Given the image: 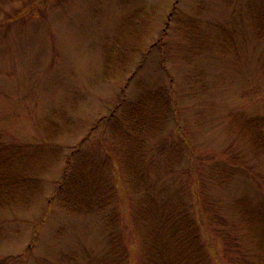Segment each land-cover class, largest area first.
Listing matches in <instances>:
<instances>
[{"label": "rangeland", "instance_id": "1", "mask_svg": "<svg viewBox=\"0 0 264 264\" xmlns=\"http://www.w3.org/2000/svg\"><path fill=\"white\" fill-rule=\"evenodd\" d=\"M123 100L157 109L135 128ZM18 150L0 264H108L104 217L54 195L77 171L84 206L115 180L128 264L173 204L205 264H264V0H0V160Z\"/></svg>", "mask_w": 264, "mask_h": 264}, {"label": "trees", "instance_id": "2", "mask_svg": "<svg viewBox=\"0 0 264 264\" xmlns=\"http://www.w3.org/2000/svg\"><path fill=\"white\" fill-rule=\"evenodd\" d=\"M126 105H127L126 102L123 100L118 107H120L121 109L123 106ZM150 106H151V102H150ZM147 107H149V103L144 100H141L137 106L136 105L133 106L132 107L133 109L129 107V103H128L126 113L130 116V121L133 122L134 127L136 126L138 128L140 127L142 128L145 124L149 122V120H151L150 116H152L154 112H156L155 110L157 108L150 107L147 110ZM129 113H131L132 115H130ZM141 141L145 142V140H141ZM141 147L142 145L140 146V148ZM16 155L20 157L26 156V154L23 151L18 150L8 154L6 158L0 160V163L5 162L6 165L7 163L15 159ZM68 165H69V160H68ZM77 173L78 171L74 174V176L72 174L71 177L70 176L68 177V175L65 172L64 175L62 176L61 184H59L56 194L54 193V195L57 196L58 203H62L63 208L68 213L102 215L104 217L105 225L107 228L106 250H107V255L109 257L108 264H128L127 261L128 259L127 254H129L127 250L128 248L126 247L122 233L117 230L119 216L116 211L118 209L114 207L110 208L112 202L115 199L113 198L114 196L112 197L113 194L115 195L116 185L113 184L115 183V180L112 181L113 183L111 182V180L109 182L110 194L111 193L112 194L108 199L105 200V202L88 203L84 206L82 203H80V201L75 200L76 198L81 196L80 194L75 195V191H76L75 186L77 185L80 186L83 183L82 179H84L83 178L84 176H82V179L81 177H79L78 179ZM111 177L112 179H115L113 172H111ZM219 182L223 183L222 181ZM67 186L72 187L74 191H70L68 188V194L66 196H63L62 194L63 191L67 193V191L64 190V188L66 189ZM145 189L148 191L147 187ZM68 198H70L71 201L70 199L68 201ZM2 200L4 201V199L0 198V203L2 202ZM183 205L185 207L184 212H182L181 210L182 208L179 207L177 204H173L169 209L167 207L164 208L163 212L166 213L167 216L163 222L166 224L165 226H169V228L164 227L165 231H162L160 232V234L156 235V238L159 239L161 243L151 242L148 246H142V256H141L142 259L140 264H194L192 262L193 260L196 261L195 264H205V260L203 258L204 254L202 253V248L199 245V240L201 235L200 234L201 228L199 227L198 224L199 222L196 221L193 214H190L191 212H189L186 209L187 206L185 204ZM190 206L194 208L195 204L191 203ZM108 208H109V213L105 212L107 211ZM174 213H177L176 216L174 215ZM178 213H180L179 215L185 216L184 221L178 219L179 216ZM263 224H264V220H263ZM161 234L162 237L160 238ZM185 235H188L189 237L187 238L185 237ZM184 237L186 243L184 242ZM194 244L197 246L195 256L193 254V251L195 250H192L193 249L192 246ZM171 251H174L175 257L170 256L172 253ZM207 264H210L209 259L207 260Z\"/></svg>", "mask_w": 264, "mask_h": 264}]
</instances>
